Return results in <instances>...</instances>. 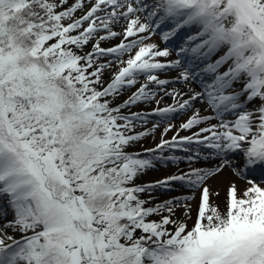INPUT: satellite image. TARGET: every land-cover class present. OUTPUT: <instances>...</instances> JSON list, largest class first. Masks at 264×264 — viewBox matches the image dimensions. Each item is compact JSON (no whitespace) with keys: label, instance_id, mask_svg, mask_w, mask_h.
Masks as SVG:
<instances>
[{"label":"snow or ice","instance_id":"6c2138e0","mask_svg":"<svg viewBox=\"0 0 264 264\" xmlns=\"http://www.w3.org/2000/svg\"><path fill=\"white\" fill-rule=\"evenodd\" d=\"M157 30H186L183 63L145 43ZM180 81L200 91L169 90ZM175 149L219 163L144 182ZM225 168L245 187L230 181L221 207L208 181ZM258 170L264 0H0V264H264ZM175 184L200 192L195 206L155 195Z\"/></svg>","mask_w":264,"mask_h":264},{"label":"rangeland","instance_id":"374dc122","mask_svg":"<svg viewBox=\"0 0 264 264\" xmlns=\"http://www.w3.org/2000/svg\"><path fill=\"white\" fill-rule=\"evenodd\" d=\"M77 15H80V13H77ZM162 28H164L165 26L162 25L161 26ZM193 31H195L193 29ZM184 33H187L186 30H182L180 34H178L177 37H174L173 39H171L168 43H164L161 39V36H160V30H157L156 31V34L155 35H152L150 36L149 39H147L145 41V43H155L157 45H159V47L161 49L167 47L169 48V50L172 52V55L170 57H167V58H164V57H161L159 59H161L162 61L163 60H175V59H182V63H183V58L181 57H178L176 55V48L178 45H180L181 43H179V37L184 34ZM144 35H148L147 33H145ZM120 39H122V37H118V38H114L113 40L109 41L108 43L110 44H114V43H119ZM102 46H108V44H102ZM191 46V45H190ZM91 47V46H89ZM88 49H85V51H87ZM220 55H223V50L217 52L215 55H213L211 57V60L214 61L215 59L219 58ZM127 58V57H125ZM189 59H191V56L189 55L188 57ZM195 63L197 65H199V67H203L204 66V62H201L199 60L195 61ZM222 71L224 69H221ZM182 71L181 68H171V69H167L165 70L164 72L160 73V76L161 78H168L170 80H174L176 79V77L179 76V73ZM207 76H205L206 78ZM141 80H143V77H141ZM207 80V79H206ZM139 85H137L138 87ZM188 86L189 88H193L194 87V84L193 82L192 83H185L183 81H180V82H174L172 84H170L168 86L169 90H171L172 88H176L178 90H187L188 89ZM196 89V88H195ZM135 89H130L128 92H125V96H127L129 94L130 91H134ZM197 91H200L198 90V86H197ZM161 95H163V93H161ZM172 103V100L171 98L169 97H164L163 101L161 102L160 106L163 107L165 105H168V104H171ZM198 108H201L203 107L201 104H197L196 105ZM141 108H146V109H151V108H154L156 107L155 104H149V105H141L140 106ZM133 111L135 110H138V109H132ZM186 119V116L184 115H180V116H177L172 122L175 123L177 126H179V124ZM144 127L145 126H140L137 128V131H141V130H144ZM147 128H151L152 127V124L149 123L148 125H146ZM164 125L162 124L161 125V128H163ZM174 133L170 132L168 133V135L165 137L166 139L167 138H171V136L173 135ZM191 134L190 132H187V131H182L180 132V135H189ZM159 138H160V132L157 131L156 134H155V139H153L152 137H148V138H144L139 144L136 145V148L139 149L141 147L143 148H152L155 146L156 143L159 142ZM189 153L183 151V150H180V149H175V150H172V151H167L164 155L166 156H178L180 157L179 160H176V161H168V160H161L157 163L156 165V169L155 170H152V171H149L147 172L143 177H142V180L144 182H152V181H155V180H158V179H162L164 178L166 175H170V174H173V173H176L178 172V170L180 169H183L185 171L188 170L190 164L192 167H198L197 165L201 162V163H204L206 161H208L209 159L207 158H204V159H200V160H194L192 162H189L187 160V155ZM202 155H205L206 156V153H202ZM232 159H235L237 160L238 162V157H232ZM227 175L226 176H223V178H218V177H215V178H212L208 181V186L210 187V189L213 191V193H215L216 191L219 192V196H216V195H213L212 196V202L213 203H216V204H220L221 207H223L224 205V202H225V199H226V193H227V188H228V185H229V182L230 181H235V183L238 185V187L240 189H243L245 187V182H244V179L242 178H238V177H235L232 175V172L231 170H227ZM173 188L174 190L172 191H164L163 189H160L158 190L155 195L159 198V199H167L169 197H172V196H176V197H181V196H195V200L192 201L193 205L195 206V202L199 200V197H200V192L199 191H193L191 190L190 188L188 187H182L180 186L179 184H175L173 185ZM8 220H11L12 219V215L9 214L8 217H7ZM4 223V221H0V225H2ZM6 231L9 232V234H12V230L11 229H6Z\"/></svg>","mask_w":264,"mask_h":264},{"label":"bare ground","instance_id":"6f19581e","mask_svg":"<svg viewBox=\"0 0 264 264\" xmlns=\"http://www.w3.org/2000/svg\"><path fill=\"white\" fill-rule=\"evenodd\" d=\"M207 79H208V77H207ZM193 84H194V87L193 88H196L197 89V86H198V90H200V86H199V84L197 83V82H193ZM188 88H189V86H188ZM205 156V155H204ZM219 163V161L217 160V159H215V158H212V159H209L208 161H206V162H204V163H199L197 166L198 167H203V168H209V167H212V166H214V165H216V164H218ZM227 170H230V169H228V168H225L224 169V171L222 172V174H220L219 176H217L218 178L220 177V178H223V176H226L227 175Z\"/></svg>","mask_w":264,"mask_h":264}]
</instances>
